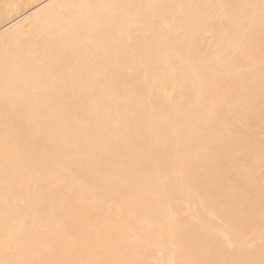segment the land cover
<instances>
[{"label":"bare ground","instance_id":"obj_1","mask_svg":"<svg viewBox=\"0 0 264 264\" xmlns=\"http://www.w3.org/2000/svg\"><path fill=\"white\" fill-rule=\"evenodd\" d=\"M0 264H264V0H0Z\"/></svg>","mask_w":264,"mask_h":264}]
</instances>
